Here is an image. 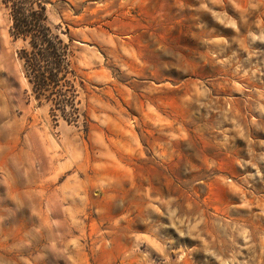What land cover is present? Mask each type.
<instances>
[{
	"label": "rangeland",
	"instance_id": "rangeland-1",
	"mask_svg": "<svg viewBox=\"0 0 264 264\" xmlns=\"http://www.w3.org/2000/svg\"><path fill=\"white\" fill-rule=\"evenodd\" d=\"M39 1L54 58L0 0V264H264V0Z\"/></svg>",
	"mask_w": 264,
	"mask_h": 264
},
{
	"label": "trees",
	"instance_id": "trees-1",
	"mask_svg": "<svg viewBox=\"0 0 264 264\" xmlns=\"http://www.w3.org/2000/svg\"><path fill=\"white\" fill-rule=\"evenodd\" d=\"M3 4L5 8L10 10L11 34L16 39H29V46L32 45L36 50L34 55L39 54L42 57L54 58L56 52H63L54 42V36L50 35L48 28L44 26L46 9L39 0H3ZM24 60L27 63L25 70L32 71L34 77V82L29 78L30 83H34L38 96H44L47 91L46 84H51V86L56 84L62 61L51 65L50 72L53 73H50L47 77L41 74V77H39L40 75H36L35 63L30 62V59L25 57ZM49 64H52L51 61H49Z\"/></svg>",
	"mask_w": 264,
	"mask_h": 264
}]
</instances>
